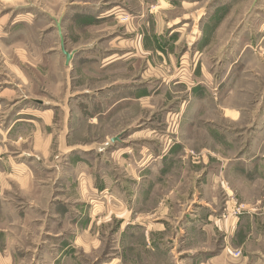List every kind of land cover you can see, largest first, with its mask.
Masks as SVG:
<instances>
[{
  "label": "rangeland",
  "instance_id": "1",
  "mask_svg": "<svg viewBox=\"0 0 264 264\" xmlns=\"http://www.w3.org/2000/svg\"><path fill=\"white\" fill-rule=\"evenodd\" d=\"M32 1L13 5L0 0V17L7 18L6 26L1 30L13 39V44L8 43L5 47L7 50L13 49L14 52L31 44L26 40L31 38L30 29L35 26L21 33L19 31L23 30L25 23H12V20L18 13L23 14V6ZM146 1L136 3L139 11L134 25L138 26L140 35L131 41L142 45L143 105L139 103L130 108L129 114H115L110 123L112 126L102 120L96 125L81 122L85 143L110 144V138L116 136L114 142L121 141L120 144L125 145L109 155L116 165L114 168L110 164L117 172L122 196L119 203H124L119 211L121 217L109 213L88 214V220H94L91 235L98 234L99 243L90 247L89 254L80 247L57 249L61 256L76 253L78 261L61 262L59 255V261L54 263L53 249L7 250L5 247L12 246L16 238L0 234V264H100L102 260L104 264H134L131 252L135 249L142 253L147 251L142 242L145 228L132 224L135 219L138 222L143 219L159 222L157 225L161 223V227L164 224L165 237L178 243L182 236L179 232L183 234L180 229H183L184 218L194 215L195 209L199 210L197 214L209 209L212 213L213 209L212 214L218 220L229 219L234 224L239 220L234 236L235 259L240 260L244 253H249L243 244L250 248L249 244L252 246L253 242L261 250L258 254L251 251L249 258L256 260L254 255L263 258L264 0H182V6L181 0ZM98 2L90 0L92 6ZM168 4L173 6L167 7ZM98 6L90 7L94 9L93 13L98 11ZM42 7L46 8L45 3ZM62 9L60 5L53 10L59 13ZM130 20L127 15L121 20L111 15L107 21L101 22L93 15L91 25L87 22L88 25L84 23L81 27L86 26L87 31L78 33L76 39L74 34L68 35V30L62 33L65 36L63 46L67 52L70 49L79 51L84 45L93 48L94 56L90 60L100 65L102 51L108 43H125L120 36L118 40L115 37L110 39L111 28L118 29L116 25L120 21ZM33 31L37 32L36 29ZM24 40L26 44L23 45ZM29 45L31 49L33 46ZM12 59L13 62L20 61ZM64 61L63 55L58 60L63 64L61 88H43L42 74L32 71L31 76L35 80L38 77L39 81L36 80L37 84L26 94L42 100H48L51 95L61 96L71 104L74 99L81 102L82 109L85 101H93L95 97L100 99L99 91L107 87L102 69H96L94 74L87 72L82 65L65 69ZM78 62L84 63L85 58ZM0 65H3L1 59ZM111 76L119 81L126 77L132 81L134 66ZM124 85L126 88L132 86L130 83ZM91 94L95 97H90ZM187 121L190 122L189 128ZM164 149L166 153H162ZM142 167L152 173L160 171L156 178L150 174L148 181L150 187L156 188L147 206H142L138 197L132 203L131 197L129 206L133 210L128 215L129 220H125L123 215L126 213L122 211L127 209L128 190L130 193L134 189L137 193L147 179L140 178ZM105 196L102 195L98 202L110 208L111 202ZM63 217L57 216V230L62 229ZM46 221L49 225L52 217L51 221L50 218ZM248 221H251V229L246 225ZM220 231L216 238L219 245L223 240ZM34 243L31 242L30 246H35Z\"/></svg>",
  "mask_w": 264,
  "mask_h": 264
},
{
  "label": "crops",
  "instance_id": "2",
  "mask_svg": "<svg viewBox=\"0 0 264 264\" xmlns=\"http://www.w3.org/2000/svg\"><path fill=\"white\" fill-rule=\"evenodd\" d=\"M3 1L13 5L27 2V0ZM142 1L145 0H99L97 4L99 9L93 13L92 8L97 5L92 6L90 0H33L23 6L22 9L25 8L21 9L24 11L23 14L18 13L12 20V23H25L23 30L19 31L21 33L35 26L30 29L31 38L26 40L31 44H26L25 40L22 42L26 47L28 45L33 47L30 49L21 46L14 52L13 49L5 48L8 43L13 44V39L9 35L5 36L1 30L7 23V18L1 15L0 59L3 65H0V225H3V228L0 229V234H5L10 239L16 238L15 243L10 242L12 246L5 247L7 250H29L36 247L40 250L53 249L56 255L52 258L54 263L58 262L59 255L61 256L57 251L59 248L80 247L85 248L83 252L89 254L90 247L96 242L99 243L100 236L91 235L94 220L93 218L88 220V214L109 213L121 217L119 211L122 210L121 204L124 203H119L122 196L119 193L117 172H114L110 164H113L114 168L116 165L110 160L109 155L116 148H125V145L120 144L123 143L121 141L114 142L112 138L110 144L85 143L82 138L81 122L96 125L102 120L105 124H110L115 114L122 115L123 112L129 114L130 108L133 109L139 103L143 105L141 100L145 92L142 45L131 43L140 35L138 26L134 25L136 23L134 18H138L136 15L139 11L136 3ZM44 3L46 8L42 7ZM60 5L63 9L59 13L54 12L53 9L59 8ZM172 6L168 4L167 7ZM93 15L95 20L101 22L107 21L111 15L116 19L120 17V20L124 15L131 18L130 21H124L125 23L120 21L116 25L120 31L111 28L110 39L115 37L118 40L121 37L125 43L114 41L108 43L107 48L102 51L104 55L100 65L90 60L94 52L93 48L87 45L79 48V51L70 49L69 63L64 61L65 69L82 65L87 72L93 74L96 69H102L103 76L107 79L105 82L107 87L98 93L101 100L91 94L90 97L95 98L93 101H85L82 109L81 102L78 103L74 99L72 106L69 100L62 99L61 96L51 95L53 97L50 96L48 100H42L27 95L26 91L33 89L39 81L38 77L36 81L31 76L32 71L42 74L40 81L45 89L56 90L64 83L63 64L58 63L64 54L56 23L59 22L61 35L68 30V35L72 33L76 39L78 33L87 31L86 26L84 29L81 27L88 25L87 22L91 25ZM63 37L65 38L64 35ZM15 54L17 56H13ZM12 58H18L20 61L13 62ZM31 58L34 60L30 61ZM84 58V63L78 62ZM128 66H134L135 78L132 81H128L127 77L124 81L113 79L111 74L120 73ZM127 83L132 86L126 88L124 84ZM96 108L102 111L99 112ZM187 123L189 128L190 122ZM132 132L134 130L124 137H128ZM165 151L164 149L162 153H166ZM144 168H141L140 178L147 179L143 181L137 193L134 189L130 190V193L128 190L127 209L122 211L126 216H130V211L133 210L131 205L129 206L131 197L132 203L135 197H138L142 206H147L152 200L151 196L156 187H150L148 181L150 174L152 178H156L160 171L152 173L144 171ZM107 193L108 196H105ZM102 195L110 200V208L98 202ZM197 211L199 210L195 209L194 215L184 218L183 229H180L183 234L179 232L182 236L178 243L165 237L164 224L161 227V223L158 226L159 222L153 223L148 219H143L142 222L140 220L138 222L137 219L131 221L135 226H144L145 236L142 242L146 244L147 250L146 253L136 249L131 252L134 264H264V255L263 258L261 255H254L256 260L248 256L253 250L257 254L261 250L259 246H255V242L252 246L249 244L250 248L243 244L249 253H244L242 259L237 260L233 257L234 236L236 228L240 225L239 220L235 224L229 219L218 220L212 214L213 209L212 213H209L210 209L201 214H197ZM125 215L123 219L129 220V216L126 218ZM57 216H64V224H61L60 230L55 226L58 222ZM47 218H50L54 225L51 222L48 225ZM42 225L45 228H42ZM246 225L251 229V221ZM220 229L223 240L219 245L216 238ZM30 236L35 239L31 240ZM31 242H36L34 243L36 245L30 246ZM188 244L190 246L187 247ZM61 257V262L78 261L76 253L73 255L68 253L67 256ZM100 264H104V260L100 261Z\"/></svg>",
  "mask_w": 264,
  "mask_h": 264
},
{
  "label": "water",
  "instance_id": "3",
  "mask_svg": "<svg viewBox=\"0 0 264 264\" xmlns=\"http://www.w3.org/2000/svg\"><path fill=\"white\" fill-rule=\"evenodd\" d=\"M57 31L60 33V46L62 49V53L65 55V61L68 62L71 58V54L67 52L63 46V36L61 35L60 25L59 22L56 23ZM117 137H112V140L115 141Z\"/></svg>",
  "mask_w": 264,
  "mask_h": 264
}]
</instances>
